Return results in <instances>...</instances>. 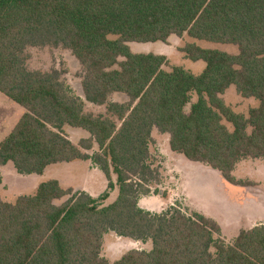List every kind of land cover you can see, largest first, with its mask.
Masks as SVG:
<instances>
[{"label": "trees", "instance_id": "trees-1", "mask_svg": "<svg viewBox=\"0 0 264 264\" xmlns=\"http://www.w3.org/2000/svg\"><path fill=\"white\" fill-rule=\"evenodd\" d=\"M184 33L237 52L186 43L185 57L205 64L193 74L164 70V54L127 44ZM31 47L69 50L81 67L82 98L57 68L30 69ZM230 85L258 101L246 115L224 103ZM0 92L24 108L0 141V164L40 174L59 161L89 159L107 181L98 196L51 178L11 202L0 197V264H264V222L226 243L215 238L212 218L137 203L160 181L149 149L154 128L168 135L171 151L230 184L251 185L232 171L242 159L264 157V0H0ZM114 93L127 100L111 101ZM86 102L104 112L87 111ZM64 125L88 136L73 143ZM115 187V198L102 204ZM107 231L150 240L151 248L109 261L100 253Z\"/></svg>", "mask_w": 264, "mask_h": 264}, {"label": "rangeland", "instance_id": "rangeland-1", "mask_svg": "<svg viewBox=\"0 0 264 264\" xmlns=\"http://www.w3.org/2000/svg\"><path fill=\"white\" fill-rule=\"evenodd\" d=\"M194 42L203 48H214L229 53H236L237 47L233 44L217 43L192 38L187 34L178 37L170 35L166 42H128L132 52H152L164 54L166 63L164 70L172 66H181L193 74H199L204 68L202 60H190L185 57L181 47ZM27 66L30 69L48 70L57 68L70 92L82 96L81 67L69 50L57 47H31L27 49ZM121 59V58H120ZM224 103L233 111L247 114L250 107L258 104L253 97H241L234 85H230L221 95ZM111 101L123 102L127 100L124 94L114 93ZM195 94L192 95V101ZM188 106L186 107L187 110ZM85 109L94 113H103L104 107L86 103ZM24 108L0 92V141L9 133ZM231 129L230 123L223 120ZM63 133L73 142L84 136L87 131L77 127L63 126ZM96 147L89 150L94 152ZM150 152L153 164L160 170V181L152 184L150 192L144 196H151L148 204L152 212H159L170 205H176L190 214L198 212L212 218L220 227L215 238H221L229 243L240 229L251 227L264 222V157L245 158L238 161L232 171L234 179L249 181L251 185H234L226 182L219 172L201 163L187 160L183 155L173 152L169 148L168 135L160 133L155 128L151 131ZM0 172V195L7 201H13L20 194L33 193L37 183L59 177L65 188H71L72 193L87 190L93 196L100 195L107 185L102 172L89 159L59 161L48 165L42 173L20 174L7 162ZM59 178V179H60ZM115 180V175H112ZM85 188V189H83ZM153 189L158 191L152 193ZM117 188L110 191L109 196L102 201L107 204L116 196ZM64 197L63 199H65ZM150 211V210H149ZM119 242V244L117 243ZM135 242V243H129ZM134 240L116 235L107 231L102 237L101 256L109 261L118 259L129 249H150L151 241Z\"/></svg>", "mask_w": 264, "mask_h": 264}, {"label": "crops", "instance_id": "crops-1", "mask_svg": "<svg viewBox=\"0 0 264 264\" xmlns=\"http://www.w3.org/2000/svg\"><path fill=\"white\" fill-rule=\"evenodd\" d=\"M81 98H82V96H80ZM87 103V102H86ZM20 117V116H19ZM19 117H17V118H19ZM18 120V119H17ZM16 120V121H17ZM16 123V122H15ZM14 123V124H15ZM67 126V125H66ZM84 137H87V136H84ZM82 138V137H81ZM6 165H8V163H5V164H0V172H3V168L2 167H5ZM47 167V166H46ZM45 167V168H46ZM44 168V169H45ZM14 169V168H13ZM15 170V169H14ZM16 171V170H15ZM60 178V177H59ZM57 179L58 181H59V183H60V185L61 184H64L63 183V180L60 178V179ZM51 179V178H50ZM54 179H56V178H54ZM38 184V183H37ZM37 186V185H36ZM62 186V185H61ZM36 188V187H35ZM83 189H85V188H83ZM83 191H85V192H87V190H83ZM88 193V192H87ZM89 194L90 195H92V193H90L89 192ZM117 194V193H116ZM93 196V195H92ZM0 197H1V195H0ZM3 200H6L5 198H3V197H1ZM115 198V197H114ZM113 198V199H114ZM153 199V197H151V196H144V195H141L139 198H138V201H137V203H138V206L139 207H141V208H143V209H146V210H150V211H152L151 209H150V205L148 204V201L150 200V199ZM7 201V200H6ZM148 241V240H147ZM147 241H145V243L147 242ZM119 242H121V240L119 239V241L117 242L118 244H119ZM129 243H135V242H129ZM144 243V244H145ZM135 249V248H134ZM146 250H149V249H146ZM116 260V259H115ZM114 261V260H113Z\"/></svg>", "mask_w": 264, "mask_h": 264}]
</instances>
